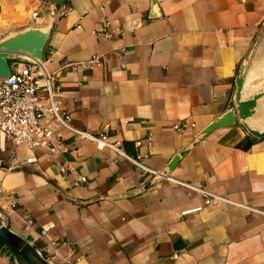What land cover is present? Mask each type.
Wrapping results in <instances>:
<instances>
[{"label": "crops", "instance_id": "crops-1", "mask_svg": "<svg viewBox=\"0 0 264 264\" xmlns=\"http://www.w3.org/2000/svg\"><path fill=\"white\" fill-rule=\"evenodd\" d=\"M63 4L70 11L57 15ZM29 27H51L44 61L76 128L122 140L157 170L184 151L168 173L230 202L151 181L69 130L34 153L0 132V195L17 201L5 223L42 253L67 242L58 264H264V215L247 208L264 210V137L239 120L199 136L234 109L242 65L243 99L262 94L247 121L264 130V0H0L1 36ZM78 174L87 182L75 185Z\"/></svg>", "mask_w": 264, "mask_h": 264}, {"label": "built area", "instance_id": "built-area-1", "mask_svg": "<svg viewBox=\"0 0 264 264\" xmlns=\"http://www.w3.org/2000/svg\"><path fill=\"white\" fill-rule=\"evenodd\" d=\"M47 4L49 2H46ZM46 4V5H47ZM71 7L63 4L56 12L57 15H66ZM39 14L38 10L32 12V17ZM100 36H109L107 31L98 32ZM97 59L92 63H96ZM60 90L57 85L56 75L48 70L44 59L34 63L24 60H14L11 63V74L7 77H0V132L3 133L16 146H25L29 151L35 152L39 149H56V141H61L62 130H69L80 138L95 142L100 147H108L117 154L124 156L137 166L150 180H162L176 182L204 197L207 204H218L230 202L224 196L204 189L191 182H185L172 177L167 171L157 170L147 165L140 156L133 157L125 152L122 140H111L104 132L94 133L88 130L76 128L73 125V117L70 111L63 107L60 99ZM195 127L196 124H190ZM189 126L188 123H177L174 127L177 131H183ZM151 136L148 137L150 142ZM142 140H137L138 146L142 145ZM37 157L32 154L26 159L27 163H36ZM62 172L75 170L69 166H62ZM87 177L78 174L74 180L75 185L87 182ZM7 200L5 206L2 200ZM17 201L12 194L0 195V220L5 223V211L7 208H16ZM250 210L263 214L264 210L247 206ZM34 226L33 218L25 214L24 227L29 230ZM47 231L42 230L41 234L46 235ZM67 242L51 240L47 242L43 252L51 255L57 253L61 246Z\"/></svg>", "mask_w": 264, "mask_h": 264}, {"label": "water", "instance_id": "water-1", "mask_svg": "<svg viewBox=\"0 0 264 264\" xmlns=\"http://www.w3.org/2000/svg\"><path fill=\"white\" fill-rule=\"evenodd\" d=\"M50 34L51 27L47 29L29 27L22 31L11 33L5 37L0 35V77H7L11 74L10 61L24 60L31 63L42 61ZM245 67V65H242L237 80L234 109L227 111L220 118L211 122L200 133V137L209 134L218 127L234 125L237 120L242 123L250 134L256 137H264V130L252 128L247 121V118L254 112L257 99L261 97L262 94L257 93L252 98L243 99ZM184 153L183 151L172 159L168 166V171L173 170L175 164L180 160V155ZM151 181L157 180L153 179ZM0 239L12 249L13 258L17 264H57L45 258L42 251L39 250L35 243L30 242L24 236L12 230L2 220H0ZM175 246L177 249H181L184 247V242L181 239H177L175 241Z\"/></svg>", "mask_w": 264, "mask_h": 264}, {"label": "rangeland", "instance_id": "rangeland-1", "mask_svg": "<svg viewBox=\"0 0 264 264\" xmlns=\"http://www.w3.org/2000/svg\"><path fill=\"white\" fill-rule=\"evenodd\" d=\"M43 255L45 258L49 259L50 261H52V258L56 257V253L51 255L50 253L47 252H43ZM55 263H57L55 261ZM0 264H17L16 261L14 260V258H11L9 256V253L6 255H3L0 259ZM58 264V263H57Z\"/></svg>", "mask_w": 264, "mask_h": 264}, {"label": "trees", "instance_id": "trees-1", "mask_svg": "<svg viewBox=\"0 0 264 264\" xmlns=\"http://www.w3.org/2000/svg\"><path fill=\"white\" fill-rule=\"evenodd\" d=\"M0 253H9L10 257L13 258L12 249L2 239H0Z\"/></svg>", "mask_w": 264, "mask_h": 264}]
</instances>
